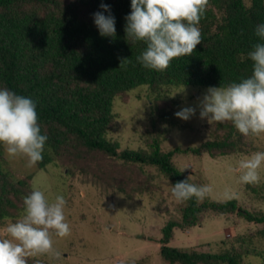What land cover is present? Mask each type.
<instances>
[{
	"label": "trees",
	"instance_id": "obj_1",
	"mask_svg": "<svg viewBox=\"0 0 264 264\" xmlns=\"http://www.w3.org/2000/svg\"><path fill=\"white\" fill-rule=\"evenodd\" d=\"M102 3L115 16V38L102 37L93 22ZM130 11V0H0V86L37 102L41 132L48 136L38 168L58 161L133 198L155 189L145 167H155L174 184L187 178L172 161L175 153L216 158L245 152L251 135L239 133L231 121L215 122L210 139L198 146L164 151L159 138L148 137V152L121 150L107 138L114 99L126 100L130 90L142 85L157 93L183 85L224 86L250 75L253 62L247 53L258 39L254 26L264 22V0H207L198 24L201 43L191 55L173 58L163 71L137 61L145 44L126 39ZM154 108L164 120L172 115L158 102ZM2 162L0 148V225L20 214L23 196L33 190L31 175L16 177ZM207 211L264 223V212L243 209L236 200L206 196L180 202V220L162 228L160 255L166 264H244L242 251L210 253L168 245L175 228L196 225ZM260 233L264 236V229ZM256 255L260 262L246 264H264V252Z\"/></svg>",
	"mask_w": 264,
	"mask_h": 264
},
{
	"label": "rangeland",
	"instance_id": "obj_2",
	"mask_svg": "<svg viewBox=\"0 0 264 264\" xmlns=\"http://www.w3.org/2000/svg\"><path fill=\"white\" fill-rule=\"evenodd\" d=\"M207 88L183 85L157 93L146 85L134 88L126 100L114 99V122L107 138L117 142L121 150L141 152L149 151L148 137L159 138L164 151L198 146L210 139L209 129L216 122L199 115V101ZM157 102L171 112L169 119L159 117L154 108ZM184 106L196 108V114L188 120L174 115ZM249 140L245 152L216 158L206 153L181 152L175 153L172 161L190 183L210 185L209 198L236 200L243 209L264 212V168L258 183L238 180L237 161L252 152L264 151V134L251 135ZM0 148L4 170L16 177L31 175L32 188H40L50 200L57 194L66 199L65 216L71 231L64 237L52 233L54 249L60 255L28 256L27 264H166L160 255L162 228L170 220H180V202L171 194L170 179L155 167H145L154 176L155 189L128 198L73 166L55 161L43 168L36 164L29 167L25 157H9L5 147ZM226 192L231 195L226 196ZM21 214L0 225V237L7 236L6 224ZM262 229L264 223L249 222L236 213L207 211L196 225L175 228L168 245L210 253L237 250L244 253V264L258 263L262 257L256 254L264 252Z\"/></svg>",
	"mask_w": 264,
	"mask_h": 264
},
{
	"label": "clouds",
	"instance_id": "obj_3",
	"mask_svg": "<svg viewBox=\"0 0 264 264\" xmlns=\"http://www.w3.org/2000/svg\"><path fill=\"white\" fill-rule=\"evenodd\" d=\"M207 7V0H130L131 11L125 16L126 39L142 41L145 48L136 57L147 69L163 71L173 58L191 55L201 43L198 27ZM103 11L92 14L102 37L116 36V19L110 5L102 3ZM107 13V14H105ZM258 38L247 53L251 74L227 85L209 86L199 101L200 118L208 121H231L244 136L264 134V22L254 26ZM125 60V59H124ZM196 114L193 106H184L174 113L182 120ZM37 102L31 97L0 86V145L9 157L23 156L29 167L43 159L48 136L41 132ZM238 180L255 184L264 168V151H255L236 163ZM172 196L179 202L195 198L203 200L210 185H197L185 178L170 184ZM226 196L231 193L226 192ZM22 214L5 226L6 237H0V264H27V257L55 251L52 233L67 236L66 199L57 194L50 200L40 188L23 196Z\"/></svg>",
	"mask_w": 264,
	"mask_h": 264
}]
</instances>
